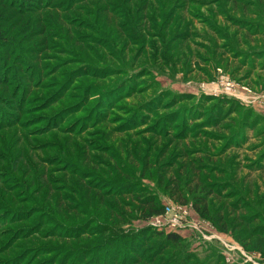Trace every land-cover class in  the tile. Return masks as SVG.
<instances>
[{"label":"rangeland","instance_id":"1","mask_svg":"<svg viewBox=\"0 0 264 264\" xmlns=\"http://www.w3.org/2000/svg\"><path fill=\"white\" fill-rule=\"evenodd\" d=\"M27 1L0 0V264H264V0Z\"/></svg>","mask_w":264,"mask_h":264},{"label":"trees","instance_id":"2","mask_svg":"<svg viewBox=\"0 0 264 264\" xmlns=\"http://www.w3.org/2000/svg\"><path fill=\"white\" fill-rule=\"evenodd\" d=\"M29 1H31V3H29ZM36 2L38 1L28 0L26 3V9H37L35 6L37 4ZM201 171V167L194 168L192 166L187 165L185 167V165H182L178 169L177 182L179 187H183V191L189 193L190 195H193L192 208L195 210V212L200 213L201 215H205L207 213L206 197L210 193L209 191H206L204 186L198 183ZM200 182H202V179ZM169 188L172 187L166 186V189L169 190ZM180 191H182V189H180ZM173 199L179 204H185L186 202V198H184L183 195L174 197ZM139 210L141 212V217L144 220H151L152 218L161 215L164 211V207L160 205V203L155 197L146 195L139 201ZM166 239L175 243L177 237L174 234H170L169 236H167Z\"/></svg>","mask_w":264,"mask_h":264},{"label":"built area","instance_id":"3","mask_svg":"<svg viewBox=\"0 0 264 264\" xmlns=\"http://www.w3.org/2000/svg\"><path fill=\"white\" fill-rule=\"evenodd\" d=\"M178 212L179 216L176 215ZM186 215L185 211H182L181 208H167L164 207V212L157 216L154 217L150 220V224L154 227L161 226V223L163 221H167V223L173 224V226H177L178 222ZM170 216V217H169Z\"/></svg>","mask_w":264,"mask_h":264}]
</instances>
